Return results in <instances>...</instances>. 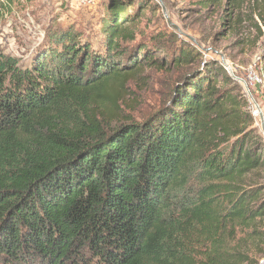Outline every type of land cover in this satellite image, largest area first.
Instances as JSON below:
<instances>
[{
  "label": "trees",
  "instance_id": "trees-1",
  "mask_svg": "<svg viewBox=\"0 0 264 264\" xmlns=\"http://www.w3.org/2000/svg\"><path fill=\"white\" fill-rule=\"evenodd\" d=\"M132 4L111 0L93 35L48 31L28 66L0 50V264H225L224 240L264 219V141L221 66L111 127L137 71L164 67L131 48Z\"/></svg>",
  "mask_w": 264,
  "mask_h": 264
},
{
  "label": "rangeland",
  "instance_id": "rangeland-1",
  "mask_svg": "<svg viewBox=\"0 0 264 264\" xmlns=\"http://www.w3.org/2000/svg\"><path fill=\"white\" fill-rule=\"evenodd\" d=\"M110 1L14 0L0 21V50L28 66L50 30L71 27L76 33L93 35ZM123 16L133 19L123 25L134 32L131 48L143 46L151 57L164 60V67L148 65L137 71L121 93L120 112L115 113L119 120H113L111 127L128 116L138 122L150 119L168 104L177 87L188 89L201 75H210L209 67L217 65L233 81L224 85L219 77L217 88L229 93L238 85L234 91L237 120H250L247 116L251 115L250 129L264 141L257 110L264 119V0H133ZM182 50L191 51V57L174 63ZM248 181L259 185L264 194V167ZM248 223L220 247L225 264L264 262V219Z\"/></svg>",
  "mask_w": 264,
  "mask_h": 264
},
{
  "label": "water",
  "instance_id": "water-1",
  "mask_svg": "<svg viewBox=\"0 0 264 264\" xmlns=\"http://www.w3.org/2000/svg\"><path fill=\"white\" fill-rule=\"evenodd\" d=\"M224 65L229 69V67L227 66V64L224 62ZM236 80H238L240 83L244 84V82L241 80V79H238L236 78ZM257 107V105H256ZM259 110V108H258ZM259 119H260V124H261V131H262V134L264 136V119H263V115L261 113V110H259Z\"/></svg>",
  "mask_w": 264,
  "mask_h": 264
},
{
  "label": "bare ground",
  "instance_id": "bare-ground-1",
  "mask_svg": "<svg viewBox=\"0 0 264 264\" xmlns=\"http://www.w3.org/2000/svg\"><path fill=\"white\" fill-rule=\"evenodd\" d=\"M257 110H258V107H257ZM258 112H259V110H258Z\"/></svg>",
  "mask_w": 264,
  "mask_h": 264
},
{
  "label": "built area",
  "instance_id": "built-area-1",
  "mask_svg": "<svg viewBox=\"0 0 264 264\" xmlns=\"http://www.w3.org/2000/svg\"><path fill=\"white\" fill-rule=\"evenodd\" d=\"M79 2H80V1H79ZM84 2H85V1H84ZM84 2H83V3H84ZM80 3H81V2H80Z\"/></svg>",
  "mask_w": 264,
  "mask_h": 264
}]
</instances>
